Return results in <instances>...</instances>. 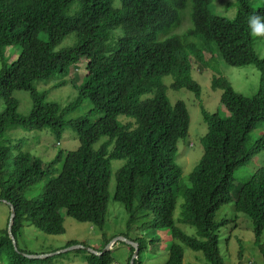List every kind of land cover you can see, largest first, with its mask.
<instances>
[{
    "label": "trees",
    "instance_id": "obj_1",
    "mask_svg": "<svg viewBox=\"0 0 264 264\" xmlns=\"http://www.w3.org/2000/svg\"><path fill=\"white\" fill-rule=\"evenodd\" d=\"M234 1L236 14L228 20L211 12L215 0H0V101L4 106L0 113V202L14 210V240L25 224L60 236L64 216L101 230L112 162H124L114 174L112 200L125 209L127 230L138 225L137 230L169 233L164 264H182L183 249L175 242L201 253L207 264H222L219 231L227 221H216L215 215L229 203L250 220L255 242L261 239L264 164L243 182L233 184L240 170L264 154V133L250 138L264 122V58L254 51L255 41L264 37L250 36L247 28L250 15H264V0L256 10L250 0ZM184 22L188 28L176 34ZM70 35L76 43L56 50ZM11 46H19L20 53L8 63L5 49ZM205 53L211 61L218 58L228 67H254L260 84L255 94L244 97L225 78L211 76V90L220 91L224 111L208 113L200 107L206 126L199 140L203 153L185 187L175 155L178 144L187 139L189 115L183 102L168 100L161 80L171 76L170 90H186L198 98L201 88L192 79V66L204 70ZM82 60V83L75 99L66 105L46 102V94L32 86L53 75L66 76ZM17 92L30 97L28 115L18 113L19 102L13 96ZM144 95L151 97L140 101ZM84 100L91 104L88 116L97 117L95 121L67 120ZM120 118L125 120L118 122ZM68 127L74 130L79 147L59 153L47 164L6 136L16 130L48 129L58 140ZM102 138L107 141L94 149ZM60 161L57 175L49 178L43 193L25 199L23 193L52 176ZM179 197L183 204L177 223L193 228L194 236L175 225ZM7 225L0 232V260L32 264L26 257L29 254L15 250ZM118 237L137 245L134 264H140L147 238ZM102 240L103 248L112 241L104 236ZM76 245L85 247L69 242L64 249ZM128 248L127 264L134 251ZM92 250L97 255L76 251L88 254L86 264H112L109 252Z\"/></svg>",
    "mask_w": 264,
    "mask_h": 264
},
{
    "label": "rangeland",
    "instance_id": "obj_2",
    "mask_svg": "<svg viewBox=\"0 0 264 264\" xmlns=\"http://www.w3.org/2000/svg\"><path fill=\"white\" fill-rule=\"evenodd\" d=\"M263 3V0H250L252 10H256ZM210 10L213 14L231 20L236 14L234 0H215ZM188 25L184 22L182 27L176 34H182L186 31ZM76 43L74 35H70L64 39L60 46L56 49H63L73 46ZM254 51L260 58H264V38H259L254 43ZM20 53L19 46H11L5 49V59L8 63L15 61ZM204 60L207 64L204 70L198 71L197 65L192 66V79L200 86L201 94L198 98L186 90L173 91L167 85L172 82V77H164L161 81L166 88V96L171 103L181 101L185 104L189 115V129L187 139L178 144L175 161L181 168V185L188 186V176L198 163L202 156L203 149L199 143L200 138L206 133V126L202 121L200 107H203L208 113L216 111H224L220 105V91H212L210 81L215 76H221L230 84L233 91L244 97H250L257 91L260 84V74L252 66L241 68H232L220 63L218 58L214 61L210 60V56L205 53ZM210 66V67H209ZM213 66L212 69H210ZM1 67V63H0ZM85 74V61L70 67L66 76L53 75L48 80L35 81L32 86L39 92L46 94V102L56 103L64 106L75 99L77 89L83 80ZM212 76V77H211ZM171 81V82H170ZM62 83L63 85L57 86ZM14 98L19 102L18 113L20 115H28L32 102L28 93H14ZM151 95H144L140 101L150 98ZM4 106L0 101V113ZM92 109L88 100H84L81 106L71 113L67 120H77L87 118L90 122L95 121L97 117L88 116V112ZM124 118L118 119L122 122ZM264 133V122L261 123L250 135L251 140L261 136ZM6 136L17 143L21 150L28 151L34 158L40 160L44 164L49 163L59 153L65 155L67 152L76 150L79 144L75 138V132L68 127L57 140L48 129L42 130H16L6 133ZM107 138L100 139L93 145L97 149L101 144L105 143ZM15 152H12V155ZM124 162L111 163V175L108 187V209L103 228L97 229L89 224H80L70 218L64 216V233L60 236H49L38 231L32 224H25L23 228L16 234L14 240L15 250L29 254L31 257H37L32 264H86L88 254L77 251H70L64 254L51 256L57 252H61L69 242L83 244L88 249L109 252L112 258V264H127L129 258V248L123 242L112 244L119 235L126 234L129 238L146 237L148 241L144 244L146 249L142 250L139 256L140 264H164L167 260V247L170 246L169 233L165 230H157L154 233L150 230H137L138 225L133 226L132 230H127L126 223L128 216L125 209L116 201L112 200L115 182L114 174ZM264 164V154L255 157L237 173V178L233 185L243 182V178L251 175L253 171ZM61 161L53 167V175L42 182L30 187L23 193L25 199H32L43 193L44 186L49 178L57 175L60 169ZM183 204L181 197L177 200L174 212L175 225L187 236H194L195 231L185 225L177 223L179 219L180 206ZM9 208L4 202H0V232L4 231L9 221ZM216 221L225 219L227 224L219 231L218 251L222 264H264V232L256 243L254 240L252 224L250 220L243 214L234 210L233 203L222 206L215 215ZM8 220V221H7ZM8 227V225H7ZM111 239L109 245L103 246L102 237ZM155 240L151 242V240ZM179 244L183 249L182 264H207L201 253H195ZM24 256V254H22ZM29 259V258H28ZM0 264H8V260L2 257ZM130 264V261H129Z\"/></svg>",
    "mask_w": 264,
    "mask_h": 264
},
{
    "label": "water",
    "instance_id": "obj_3",
    "mask_svg": "<svg viewBox=\"0 0 264 264\" xmlns=\"http://www.w3.org/2000/svg\"><path fill=\"white\" fill-rule=\"evenodd\" d=\"M14 216H15L14 210L12 208H10V215H9L7 233H8V236H9L11 242H12V245H14V238L11 235V228H12ZM116 242H123L126 245H128L129 247H132L134 249L133 255H132L131 259H130V264H134V261L138 258V248H137V245L135 243H132V242H130V241L122 238V237H118L117 239H115V241H113L112 244H114ZM76 250H85L86 252H89L91 254L97 255L96 252L93 251V250H91V249H88V248L83 247V246H80V245H76V246H71L69 248H66L65 250H63L61 252H57L56 254L51 255V256H56V255H59V254H64L66 252L76 251ZM106 250H107V248H106ZM24 256H26V255H24ZM26 257L29 258V259H36L37 258V257H31V256H26Z\"/></svg>",
    "mask_w": 264,
    "mask_h": 264
},
{
    "label": "clouds",
    "instance_id": "obj_4",
    "mask_svg": "<svg viewBox=\"0 0 264 264\" xmlns=\"http://www.w3.org/2000/svg\"><path fill=\"white\" fill-rule=\"evenodd\" d=\"M247 28L252 37H264V15L253 14L248 17Z\"/></svg>",
    "mask_w": 264,
    "mask_h": 264
}]
</instances>
